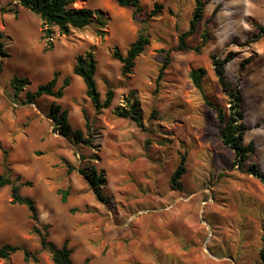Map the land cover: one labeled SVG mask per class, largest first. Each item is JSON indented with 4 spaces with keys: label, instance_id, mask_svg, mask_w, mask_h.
<instances>
[{
    "label": "rangeland",
    "instance_id": "1",
    "mask_svg": "<svg viewBox=\"0 0 264 264\" xmlns=\"http://www.w3.org/2000/svg\"><path fill=\"white\" fill-rule=\"evenodd\" d=\"M220 1L217 7L210 0L188 41L199 46L208 31L207 45L197 54L173 51L190 28L194 0H143V19L114 0H73L75 8L99 13L105 25L101 33L94 23L69 35L47 26L17 0H0V173L7 149L13 179L30 183L21 193L36 201L39 225L51 226L50 239L57 245L69 240L75 264L87 258L89 264H263L264 185L233 166L235 154L222 144L217 114L207 102H228L212 56L232 54L226 75L244 98L245 143L256 147L248 164L264 173V38L245 45L257 32L254 22L264 25V8L253 10L264 0H247V15L236 5L228 11L232 20L225 17L227 0ZM155 4L164 7L162 13L146 19ZM141 32L150 44L126 76L114 51L125 54ZM89 50L98 60L102 101L109 88L115 92L111 108L100 112L73 73L78 56ZM248 59L251 63L242 67ZM194 69L206 72L203 91L193 83ZM55 72L58 88L71 79L64 97L24 103L25 93L47 84ZM14 77L31 83L21 100L10 85ZM130 104L138 105L144 127L117 115ZM51 105L69 112L71 131L82 134L79 141L62 133ZM183 157L186 171L178 190L171 178ZM81 169H95L105 179L101 190ZM63 192L69 193L67 202ZM33 225L28 209L12 203L11 187L1 190L0 247L20 246L38 253V264H54L41 250ZM0 264L27 263L19 251Z\"/></svg>",
    "mask_w": 264,
    "mask_h": 264
},
{
    "label": "trees",
    "instance_id": "2",
    "mask_svg": "<svg viewBox=\"0 0 264 264\" xmlns=\"http://www.w3.org/2000/svg\"><path fill=\"white\" fill-rule=\"evenodd\" d=\"M18 5L27 9L28 11L38 15L44 23L49 27H57L61 34L69 35L72 30H82L86 27L96 23L98 25V32H102V28L105 25V21L99 13L94 12L89 8H75L73 0H17ZM119 7L133 9V16L135 19L142 18L146 15V12L142 6L143 0H114ZM195 6L193 10V19L190 23V28L187 32H184L179 37L178 46L173 49L176 52H195L200 54L202 49L206 47L209 33L204 32L202 35V44L196 47H192L189 44V39L193 37L197 31L198 26L204 19L205 8L209 3V0H194ZM164 7L160 4H155L152 12L148 14V18H155L159 16ZM15 15L18 14V9L11 10ZM217 10L214 11L216 13ZM97 17V18H95ZM143 19V18H142ZM145 21V20H143ZM257 32L247 40L246 46H251L264 38V25L254 22ZM48 38H51L52 30H46ZM150 44L149 37L143 32L139 34L137 39L130 45L125 54H123L118 48L115 49L113 58L118 60L123 65V74L130 75L136 66L138 57L144 53L148 45ZM3 46L0 44V52ZM233 60V55L228 54L225 59H218L216 56H212V63L217 77L218 83L225 96L228 97V102L225 106L217 105L208 101V105L216 112L217 119L219 121V138L222 144L234 152L233 166L240 170H244L249 174L260 179L264 185V173L260 167L256 164L249 165L252 155L255 153L256 147L254 143H245V135L247 132V126L244 122V98L242 93L238 90V86L234 84L226 75V66ZM251 63V59H248L242 63V67ZM170 64V53L167 55L166 62L164 64V70L167 69ZM1 70V68H0ZM98 70V60L96 54L92 51H86L84 54L79 55L76 65L74 67V75L80 77L86 86V95L90 99L92 105L96 111L100 112L105 109L111 108L115 92L112 88H109L106 93V99L102 101L100 92L98 89L96 74ZM204 69H194L191 72V78L197 89L203 91V80L205 77ZM59 73L55 72L53 78L44 85L37 87L35 91L28 90L25 93L24 103L34 104L38 99L42 97H52L55 99H62L64 97V90L71 85V79L65 78L63 86L58 88ZM10 85L13 90L14 97L21 100V95L26 91V87L31 85L27 79L14 77L10 81ZM50 115L54 121L60 126L63 134L71 133L76 141H79L82 134L78 131L72 132L69 126V112L67 110H61L58 105H51ZM117 115L121 118L130 119L134 121L139 127L143 125V114L140 111L137 104H130L127 109L121 108ZM10 152L7 149L3 150L2 167L3 172L0 173V192L6 187H11V198L13 204L25 206L30 212L31 219L34 222L32 227V233L39 238L40 248L42 251H47L52 257L54 264H75L73 260L74 249L69 246L68 239L59 246L50 239V225H39L40 217L39 210L36 201L28 196H24L21 190L24 186L30 185V183H22V178L17 176L13 179L12 170L9 158ZM186 158H182L181 165L175 171L171 178V185L178 190L181 189V179L184 175L186 168L184 164ZM249 165V166H248ZM81 173L90 179V182L95 190H101L102 182L105 179L97 175L95 169L91 173H88L86 169H81ZM63 201L67 202L68 192H63ZM263 246L260 250V257L264 264V237L262 239ZM19 251H23L24 261L27 264L40 263V257L38 253L31 252L20 246L4 245L0 247V260H9L14 254ZM90 258L85 259L83 264H89Z\"/></svg>",
    "mask_w": 264,
    "mask_h": 264
},
{
    "label": "crops",
    "instance_id": "3",
    "mask_svg": "<svg viewBox=\"0 0 264 264\" xmlns=\"http://www.w3.org/2000/svg\"><path fill=\"white\" fill-rule=\"evenodd\" d=\"M217 1V7H218V5L222 2V1H218V0H216ZM209 2H210V0H209ZM247 0H227V7H226V19H230V20H232L233 19V15H231V14H229V10H232L233 8H235V6L236 5H238V6H240V10H241V12L242 13H245L246 12V15H247V8H248V5H247ZM255 3L257 4L258 3V0H255ZM209 4V3H208ZM261 8H264V6H259V5H256V8L255 9H253V10H258V9H261ZM216 10V9H215ZM214 10V11H215ZM214 11H213V13H214ZM213 13H212V15H213ZM211 15V16H212ZM210 16V17H211ZM204 17H205V12H204ZM210 17H208V18H210ZM252 18L254 19V16L252 15ZM255 20V19H254ZM256 21V20H255ZM258 22V21H257ZM258 23H260V22H258ZM261 24V23H260ZM263 25V24H262Z\"/></svg>",
    "mask_w": 264,
    "mask_h": 264
}]
</instances>
